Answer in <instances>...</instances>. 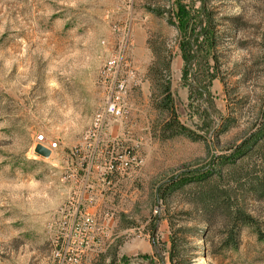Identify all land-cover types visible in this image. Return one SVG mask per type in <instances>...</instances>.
Returning a JSON list of instances; mask_svg holds the SVG:
<instances>
[{
	"label": "rangeland",
	"instance_id": "rangeland-1",
	"mask_svg": "<svg viewBox=\"0 0 264 264\" xmlns=\"http://www.w3.org/2000/svg\"><path fill=\"white\" fill-rule=\"evenodd\" d=\"M125 23L135 47L124 76L136 78L127 113L106 119V143L97 144L89 134L105 103L100 73ZM148 39L172 53L177 109L203 135L196 142L155 133ZM263 113L264 0H0V264H51L74 198L92 206L104 232L83 264H109L115 250L116 264H162L155 252L169 264V220L193 230L190 264H264V198L251 185L236 195L257 225L241 228L236 248L225 245L220 217L206 222L191 186L170 198L166 214L158 195L173 178L225 174V158L261 129ZM39 136L50 158L35 153ZM110 152L130 167L107 185ZM245 165L254 180L261 159Z\"/></svg>",
	"mask_w": 264,
	"mask_h": 264
},
{
	"label": "trees",
	"instance_id": "trees-1",
	"mask_svg": "<svg viewBox=\"0 0 264 264\" xmlns=\"http://www.w3.org/2000/svg\"><path fill=\"white\" fill-rule=\"evenodd\" d=\"M181 14V13H180ZM160 15V12H157ZM212 29V22L209 24V31ZM212 47L215 42H211ZM147 44L153 53V61L148 68V80L151 84V104L152 108L159 115V119L154 126L155 133L159 140L165 141L184 136L194 142L203 138V135L192 130L181 121L177 109L175 94L172 81V53L168 49L156 47L155 43L148 39ZM224 131L228 130L230 125L228 121L223 123ZM253 157L261 159V170L257 171L258 176L252 179V172L249 165H245L247 160ZM244 160L243 164L238 165L236 160ZM227 172L224 174L222 169L217 176L212 173H201L189 178H173L169 180L158 192L159 198L165 205V214L169 211L170 198L185 187L191 186V193L194 196L193 203L200 210L208 224L212 222L215 216L222 219L225 234V245L230 248L238 246L241 228L244 226L256 227L255 218L245 211L242 203L236 195L237 188H243L244 185H251V191L261 194L264 198V113L261 119V129L253 134L248 140L240 145L236 153L225 158ZM223 168V169H225ZM250 179V180H249ZM159 218H154L151 228L152 237L158 229ZM171 229V248L168 251L169 264H190L189 253L185 249L187 244V233H192L191 228H176L175 223L169 220ZM156 250V246H155ZM116 250L109 256V264H116ZM103 263L106 256H102ZM160 263L165 264V260L159 253L154 254ZM102 263V262H101Z\"/></svg>",
	"mask_w": 264,
	"mask_h": 264
},
{
	"label": "built area",
	"instance_id": "built-area-1",
	"mask_svg": "<svg viewBox=\"0 0 264 264\" xmlns=\"http://www.w3.org/2000/svg\"><path fill=\"white\" fill-rule=\"evenodd\" d=\"M117 31H122L123 39L119 50L106 61L101 70L100 80L105 103L103 110L97 114L92 132L89 134L97 144L106 143V119L108 117L120 119L127 113L126 98L129 95L130 84L136 78L134 72L130 70L124 76V70L130 69V55L135 47L133 25L125 23ZM37 141L52 150L51 146L45 145L44 136H39ZM108 159L104 181L110 185L115 174L128 171L130 162L123 160L122 156H117L115 152H110ZM87 202L93 205V198ZM89 208L85 209L79 198H74L69 203L63 217L67 228L58 241L57 252L51 264H83L84 256L97 245V237L104 232L98 225L96 214L91 212L92 206Z\"/></svg>",
	"mask_w": 264,
	"mask_h": 264
},
{
	"label": "water",
	"instance_id": "water-1",
	"mask_svg": "<svg viewBox=\"0 0 264 264\" xmlns=\"http://www.w3.org/2000/svg\"><path fill=\"white\" fill-rule=\"evenodd\" d=\"M35 153L43 158H50L53 151L44 145L38 144L35 148Z\"/></svg>",
	"mask_w": 264,
	"mask_h": 264
},
{
	"label": "crops",
	"instance_id": "crops-1",
	"mask_svg": "<svg viewBox=\"0 0 264 264\" xmlns=\"http://www.w3.org/2000/svg\"><path fill=\"white\" fill-rule=\"evenodd\" d=\"M136 31H138L139 32V28H137V30ZM139 39V38H138ZM96 208V207H95ZM92 211L94 212V213H96V211H94L93 209H92Z\"/></svg>",
	"mask_w": 264,
	"mask_h": 264
}]
</instances>
